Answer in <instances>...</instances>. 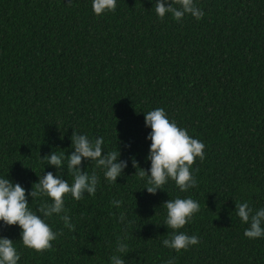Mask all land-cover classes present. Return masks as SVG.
Masks as SVG:
<instances>
[{"label":"trees","instance_id":"16d2710c","mask_svg":"<svg viewBox=\"0 0 264 264\" xmlns=\"http://www.w3.org/2000/svg\"><path fill=\"white\" fill-rule=\"evenodd\" d=\"M92 2L0 0V178L25 187L43 218L39 207L51 201L30 193L49 171L73 183L74 131L103 137L104 154L120 149L128 162L110 182L83 161L98 177L96 194L65 195L64 211L46 218L57 238L45 252L0 221L18 264H112L113 255L125 264H264V237H246L236 209L264 208V0H194L203 17L179 22L171 13L161 20L156 0H117L100 16ZM156 108L205 144L191 168L197 185L186 192L170 179L150 194L133 166L135 157L151 168L145 116ZM53 151L64 156L60 170L42 159ZM178 197L200 204L180 229L200 242L179 253L163 244L173 232L163 203ZM118 239L128 253L116 252Z\"/></svg>","mask_w":264,"mask_h":264},{"label":"clouds","instance_id":"9594fccd","mask_svg":"<svg viewBox=\"0 0 264 264\" xmlns=\"http://www.w3.org/2000/svg\"><path fill=\"white\" fill-rule=\"evenodd\" d=\"M178 6V7H177ZM117 7V0H93L92 10L97 15L106 12H114ZM155 12L163 20L167 13L179 22L190 14L197 20L204 15L194 0H156ZM146 126L151 128L148 139L151 140L150 151L147 157L151 161L150 170L140 166L139 161L133 157V166L138 170L141 179L147 178L145 187L150 194L157 193L164 189V185L171 179L182 192L188 191L197 185V180L191 172L197 158L200 161L205 159V144L189 135L187 129L180 128L175 121H170L164 108H156L146 112ZM74 151L68 154L67 168L73 175V183L69 184L66 179L54 175L49 171L40 176L38 182L33 185L30 195L33 200L46 196L51 203H41L38 215L29 207V193L18 182L9 178H0V221L4 226L18 225L22 232V243L25 247L36 252H45L52 248V241L57 238V233L52 230L46 222V218L64 211V197L70 194L75 200L84 197L85 192L95 196L98 184V177L95 173L89 175L83 170V161H95L98 168L104 169V176L110 182H116L117 178L124 174L128 162L120 159L121 152L111 151L104 154L102 145L103 137L90 140L87 135L77 134L75 131L71 137ZM48 165L55 166L58 170L63 167L64 156L51 152L42 157ZM137 172V171H136ZM115 206H120L121 201H113ZM167 215L164 225L173 232L170 238L164 239L165 247L181 252L188 250L190 246L198 244L199 238L196 235H188L180 231L196 213L200 211V204L192 198L170 199L163 203ZM237 215L242 222L249 225L244 235L250 239L264 237V208L255 211L249 207L247 202L236 203ZM65 226L74 228L70 223V217L61 216ZM124 214H121V220ZM117 253H128V245L119 239L116 246ZM170 259L166 264H174ZM20 254L13 244V240L0 236V264H18ZM112 264H125L119 255L111 257Z\"/></svg>","mask_w":264,"mask_h":264}]
</instances>
